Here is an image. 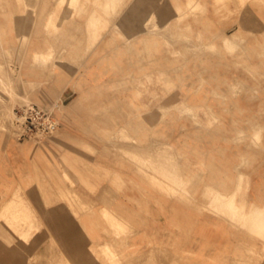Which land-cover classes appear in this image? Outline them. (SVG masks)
I'll use <instances>...</instances> for the list:
<instances>
[{
  "label": "rangeland",
  "instance_id": "374dc122",
  "mask_svg": "<svg viewBox=\"0 0 264 264\" xmlns=\"http://www.w3.org/2000/svg\"><path fill=\"white\" fill-rule=\"evenodd\" d=\"M0 23V111L13 122L0 121L1 260H14L15 246L27 264L32 243L35 261L44 241L57 249L68 226L53 215L93 211L73 186L128 171L126 160L156 191L198 197L200 212L238 233L245 259H264V0H0ZM30 102L52 109L59 128L20 135L15 109ZM64 134L91 139L84 156L69 155L80 146ZM102 250L103 264L120 259L109 243Z\"/></svg>",
  "mask_w": 264,
  "mask_h": 264
},
{
  "label": "crops",
  "instance_id": "0c3cea01",
  "mask_svg": "<svg viewBox=\"0 0 264 264\" xmlns=\"http://www.w3.org/2000/svg\"><path fill=\"white\" fill-rule=\"evenodd\" d=\"M6 29V24L0 23V34L4 38L0 44H8ZM13 35L16 39V21L14 27L10 28V37L13 38ZM69 87L62 91L63 101L71 95ZM74 137L75 134L63 135V140H78L80 146L78 150L69 149L67 152L69 155L78 152L79 156H84L86 151L81 146L91 139L83 134ZM8 146L10 156L19 157L18 160L26 155L14 142ZM109 156L119 159L118 151L115 150H111ZM112 158V164L119 163ZM126 164L130 169L128 171L120 172L119 166L115 167L118 168L116 170L111 167L110 172L104 171L107 179H98L95 172L94 178L80 179L73 186L80 190L86 201L93 204V211L80 212L78 215L73 212L54 214V220L68 226L58 234L60 246L49 251L46 249L48 240L44 241L43 245L36 248V254L41 259L35 261L32 243L34 250L31 264H103L99 257L103 254L102 246L105 243H109L120 256L115 264H264V259H245L238 233L231 232L227 224L220 223L215 214L200 212L198 206L202 202L198 197L184 200L156 191L148 185L146 176L137 170L135 162L126 160ZM81 166L80 160V174L87 177V172H82ZM194 167L197 165L192 163L191 168ZM92 189L95 192H88ZM104 210L107 212L104 213ZM108 212L112 215L111 224L107 222ZM119 224L126 229L118 235L113 226ZM114 250L109 252L114 253ZM14 253V260L0 259V264H27L18 246L14 247Z\"/></svg>",
  "mask_w": 264,
  "mask_h": 264
},
{
  "label": "built area",
  "instance_id": "2783aa9c",
  "mask_svg": "<svg viewBox=\"0 0 264 264\" xmlns=\"http://www.w3.org/2000/svg\"><path fill=\"white\" fill-rule=\"evenodd\" d=\"M15 122L21 130L20 135L25 136L35 132L50 133L59 128V120L53 110L34 102L15 109Z\"/></svg>",
  "mask_w": 264,
  "mask_h": 264
},
{
  "label": "bare ground",
  "instance_id": "6f19581e",
  "mask_svg": "<svg viewBox=\"0 0 264 264\" xmlns=\"http://www.w3.org/2000/svg\"><path fill=\"white\" fill-rule=\"evenodd\" d=\"M97 2H99V0H97ZM111 2V1H110ZM109 2V3H110ZM114 2V1H113ZM71 3V2H70ZM108 3V1H107V4H109ZM112 3V2H111ZM84 4H86L85 2H84ZM106 4V3H105ZM113 4V3H112ZM117 4V3H116ZM128 4V3H127ZM96 5V4H95ZM132 5V4H131ZM90 6V5H89ZM106 7H107V9H108V7H110V5H105ZM111 6H113V5H111ZM133 6V5H132ZM69 7V6H68ZM75 7V6H74ZM93 7V6H92ZM126 7V6H125ZM136 7V6H135ZM91 9V8H90ZM110 9V8H109ZM117 9V8H116ZM123 9V8H122ZM133 9V8H132ZM111 10V9H110ZM123 12H126V10L125 9H123L122 10ZM12 12V11H11ZM94 12H95V14H94V16L95 17H97V18H99L100 17V12H97V10L95 9L94 10ZM13 13V12H12ZM111 13V12H110ZM92 14V13H91ZM157 14L155 13V12H153V14L151 13V17H153L154 19V25H157V20H158V18H157V16H156ZM93 16V15H92ZM102 16V15H101ZM112 16V15H111ZM14 17V16H13ZM91 17V16H90ZM92 18V17H91ZM113 20H115V21H117V22H120V19L119 18H117V19H113ZM106 21H107V18H106ZM15 23V22H14ZM119 24V23H118ZM113 25V24H112ZM164 25H166V24H164ZM115 26H117V25H115ZM118 27V26H117ZM150 29L151 30H155V28H154V26L153 27H150ZM16 31V30H15ZM58 31V30H57ZM107 31V30H106ZM124 32V31H123ZM241 29H240V27H237V28H235L232 32H229L228 33V35H229V38L230 39H238L239 38V36H240V34H241ZM113 34V33H112ZM126 34V33H125ZM114 35V34H113ZM112 35V36H113ZM18 36V35H17ZM117 36V35H116ZM114 38V37H113ZM128 39V38H127ZM71 44V43H70ZM73 44V43H72ZM16 46V45H15ZM55 46V45H54ZM9 48H11L12 49V47H9ZM8 48V49H9ZM39 48V47H38ZM10 50V49H9ZM128 50H129V48H128ZM44 51H42L41 49H35V55H36V57H42V53H43ZM51 56V53L48 55V57H50ZM47 57V58H48ZM49 59V58H48ZM35 60H36V58H35ZM35 60H34V62H35ZM42 60V59H41ZM37 61V60H36ZM33 62V63H34ZM40 63V62H39ZM44 63H45V61H44ZM48 63V62H47ZM50 65H53V64H50ZM52 74V73H51ZM73 84L74 85H76V87L78 88L79 87V85L74 81L73 82ZM183 100V99H182ZM182 100H179V101H182ZM183 101H186L187 102V100H183ZM7 109H9V108H7ZM13 116V115H12ZM0 121H1V123L3 124V126H7V127H11L12 126V118H11V114H10V110H4V108L0 111ZM11 129V128H10ZM28 145V144H27ZM141 148V147H140ZM19 150V149H18ZM22 151V150H21ZM164 158V157H163ZM178 158V157H177ZM243 160H244V158H243ZM165 161V160H164ZM173 174V173H172ZM182 176V175H181ZM39 188V187H38ZM29 201V200H28ZM30 206V205H29ZM255 206V205H254ZM61 209V211H63V209L62 208H60ZM257 209V208H256ZM29 211V210H28ZM228 211V210H227ZM255 211V210H254ZM252 212V211H251ZM57 213H58V211H57ZM255 213V212H254ZM61 214H63V213H61ZM60 214V215H61ZM4 215V214H3ZM253 215V214H252ZM21 216V215H20ZM64 216H65V214H64ZM63 216V217H64ZM37 217V216H36ZM14 220V219H13ZM250 220V219H249ZM23 222V221H22ZM241 223V222H240ZM264 223V222H263ZM64 246V245H63ZM143 258V257H142ZM39 260V259H38ZM127 264V263H126Z\"/></svg>",
  "mask_w": 264,
  "mask_h": 264
}]
</instances>
